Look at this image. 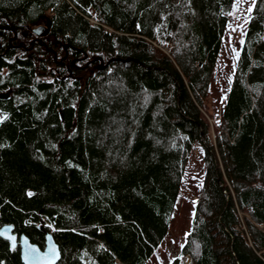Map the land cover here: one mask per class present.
<instances>
[{"label":"trees","instance_id":"obj_1","mask_svg":"<svg viewBox=\"0 0 264 264\" xmlns=\"http://www.w3.org/2000/svg\"><path fill=\"white\" fill-rule=\"evenodd\" d=\"M233 3L0 0V226L51 232L56 264H146L198 148L187 264H264V0L207 102Z\"/></svg>","mask_w":264,"mask_h":264},{"label":"rangeland","instance_id":"obj_2","mask_svg":"<svg viewBox=\"0 0 264 264\" xmlns=\"http://www.w3.org/2000/svg\"><path fill=\"white\" fill-rule=\"evenodd\" d=\"M234 2L236 7L232 5L228 12V25L223 35V48L215 64L213 80L207 96L209 109L216 115L228 87L235 61V52H237L243 37L251 0H234ZM204 115L211 124L212 130V119L215 118V115ZM0 116H3L1 112ZM197 155H199V149L194 148V154L185 167L182 187L174 206L170 228L146 264H169L181 252L180 244L193 211L195 189L201 178V166ZM260 226H264V224Z\"/></svg>","mask_w":264,"mask_h":264},{"label":"water","instance_id":"obj_3","mask_svg":"<svg viewBox=\"0 0 264 264\" xmlns=\"http://www.w3.org/2000/svg\"><path fill=\"white\" fill-rule=\"evenodd\" d=\"M49 28V19L45 18L44 23L33 26L31 32L39 37L46 34ZM7 95V91L0 92L1 98H5ZM0 236L7 239L11 246L18 245L19 258L22 264H49V261L51 264H56L60 258L59 246L49 231H44V243L41 247L35 242H32L24 233H20L18 237H16V235L12 233V226L8 224L0 226ZM53 248L56 253L55 258L50 254V250Z\"/></svg>","mask_w":264,"mask_h":264},{"label":"snow or ice","instance_id":"obj_4","mask_svg":"<svg viewBox=\"0 0 264 264\" xmlns=\"http://www.w3.org/2000/svg\"><path fill=\"white\" fill-rule=\"evenodd\" d=\"M233 7H236L235 2H234V4H233ZM251 9H252V5H249V6H248V10H249V12L251 11ZM5 116H6V114H5ZM3 119H4V116H0V120H3ZM29 195H31V193H29ZM186 234H187V233H186ZM33 247H34V246H33ZM101 247H102V246H101ZM181 247H183V245H181ZM50 254L52 255L53 258H55L56 253H55V249H54V248L50 250ZM0 264H3V262L0 261ZM49 264H51L50 261H49Z\"/></svg>","mask_w":264,"mask_h":264},{"label":"built area","instance_id":"obj_5","mask_svg":"<svg viewBox=\"0 0 264 264\" xmlns=\"http://www.w3.org/2000/svg\"><path fill=\"white\" fill-rule=\"evenodd\" d=\"M188 259L187 255L184 253H180L177 257V263L178 264H186V260Z\"/></svg>","mask_w":264,"mask_h":264},{"label":"bare ground","instance_id":"obj_6","mask_svg":"<svg viewBox=\"0 0 264 264\" xmlns=\"http://www.w3.org/2000/svg\"><path fill=\"white\" fill-rule=\"evenodd\" d=\"M186 261H187V260H186ZM187 262H188V261H187ZM187 262H186V263H187Z\"/></svg>","mask_w":264,"mask_h":264}]
</instances>
